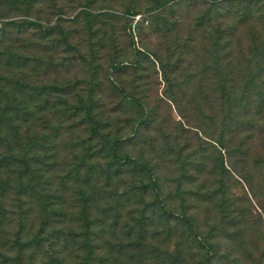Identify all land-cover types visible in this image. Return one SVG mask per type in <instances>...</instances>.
Here are the masks:
<instances>
[{
  "label": "trees",
  "instance_id": "16d2710c",
  "mask_svg": "<svg viewBox=\"0 0 264 264\" xmlns=\"http://www.w3.org/2000/svg\"><path fill=\"white\" fill-rule=\"evenodd\" d=\"M46 1L0 0V264H87L95 252L161 235L212 264L219 245L211 243L226 233L246 238L263 225L264 239V0H163L148 10L147 27L173 35V46L136 52L131 63L99 41L80 56L90 80L61 87L41 86L52 63L36 55L60 44L80 55L82 43L68 31L49 39L61 19L27 20ZM197 5L208 8L181 27L182 9ZM98 51L113 53L108 65ZM148 57L164 103L140 74ZM125 70L132 81L118 78ZM86 122L71 167L62 156L77 146L62 135ZM115 235L129 239L113 244Z\"/></svg>",
  "mask_w": 264,
  "mask_h": 264
},
{
  "label": "rangeland",
  "instance_id": "374dc122",
  "mask_svg": "<svg viewBox=\"0 0 264 264\" xmlns=\"http://www.w3.org/2000/svg\"><path fill=\"white\" fill-rule=\"evenodd\" d=\"M161 1L163 0H54L53 2L47 0L42 7L33 9L34 11L30 14L29 18H26L40 27H45L48 20L51 22L58 19L65 21L60 22L63 25H60L59 29H54L49 39L56 40L57 43L60 37L59 32L65 33L68 31L70 37L75 36L74 39H78L77 44H83L80 46V55H77L74 51H70L68 48L65 49L63 44L56 46L52 51H48L47 54L36 55L42 60L44 66L48 62L52 63L45 73L40 71L41 77H45L40 82L41 86L61 87L62 85H73L74 82L78 81H89L90 79L87 76L90 74L91 67L88 65L87 57H89V52L92 49L99 47V41L105 43L107 50L111 51L112 49L113 53L116 49L122 51L124 54L121 56L120 61L131 63L136 62V52H142L144 56H148L149 54H156V52L160 53L165 42L173 46V35L167 37L166 34L158 33L155 30L154 24L151 27H147L149 20L148 10L151 8L155 9ZM167 1L171 2L170 0ZM185 1L187 3L193 0ZM199 1L205 2L203 0ZM130 3L134 5V15L127 13ZM207 8V6L197 5L195 8L189 9L188 13L183 8L181 11L183 17L181 27H185L187 17L196 18ZM39 11L50 12L46 15L41 14ZM21 17L19 19L25 18L24 16ZM74 18H76V23L72 22ZM88 31H96L95 36L89 41L87 36ZM178 38L181 39L182 37ZM71 46H75V44ZM98 52V56H101L105 64L108 65L110 59L112 60L109 56L113 53ZM84 54L87 57L82 61L80 60V56ZM143 58L138 57L137 61L143 62ZM69 59H73V62H67ZM148 59L146 65L141 66L144 71L140 74L146 78L147 92L153 98V101L157 100L164 103L165 101L162 98L165 92L164 82L157 70L155 60L151 57H148ZM48 71L49 73H47ZM118 78L127 82L133 80V78H130V72L127 70L121 71ZM108 104H110V108L111 102ZM164 109L166 110V107L164 108L163 104H161L159 109L156 108L159 116L163 115ZM172 117L178 120L174 112ZM193 121L192 119L189 121L191 125H194L192 124ZM75 122L79 124V120ZM89 126V122L81 123L78 128L69 133L70 137H68L69 134L62 135L64 142L67 139H71V146H77L69 151L66 150L62 156L63 162L66 165L72 167L75 162H79L82 148L85 146L89 136ZM188 132H190V135L193 134V130L189 129ZM207 141L210 142L209 140ZM235 191L237 194H241V187H236ZM262 228L263 225L260 227L257 225L256 229L246 238L242 236L238 238L231 237L229 233H226L222 238L212 242V246L219 245V248L216 250V258L212 264H264V239L259 237V231ZM136 237V233L130 239H123L119 235H115L113 237V244L116 242L123 243L128 239V241L133 242ZM147 237L143 242L144 246L141 248L126 247L122 250L114 249L111 252H95L91 255V261L87 264H96V261L103 256L108 259V262L105 264H201L203 252L195 246L174 248V240L169 239V241H166L164 235L156 236V238ZM248 242L250 246H246ZM259 243L262 245H259Z\"/></svg>",
  "mask_w": 264,
  "mask_h": 264
}]
</instances>
